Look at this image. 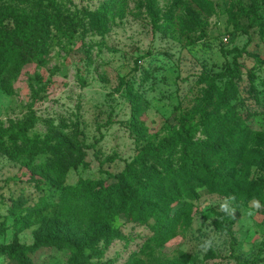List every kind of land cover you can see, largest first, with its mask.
Returning <instances> with one entry per match:
<instances>
[{"label":"rangeland","instance_id":"374dc122","mask_svg":"<svg viewBox=\"0 0 264 264\" xmlns=\"http://www.w3.org/2000/svg\"><path fill=\"white\" fill-rule=\"evenodd\" d=\"M248 6L249 0H0V42L11 38L13 52L0 73V130L22 129L30 141H0V264H21V254L26 264H264V146L249 141L233 178L251 198L197 190L162 246L150 238L147 214L160 204L143 195L136 201L145 212L126 204L112 221L84 222L38 206L82 181L95 197L115 185V176L125 179L127 167L140 180L164 175L148 150L175 134L207 145L211 128L219 144L227 121L248 124L251 136L264 140V36L242 33ZM11 12L28 16L29 27L20 28ZM32 33L37 52L24 60L21 41ZM235 63L241 75L230 93L219 97L228 78L206 95L209 82L200 77ZM133 108L141 130L131 125ZM181 149L164 157L174 172ZM111 156L116 160L107 162ZM170 207L174 213L180 204ZM115 231L119 237L101 240Z\"/></svg>","mask_w":264,"mask_h":264},{"label":"trees","instance_id":"16d2710c","mask_svg":"<svg viewBox=\"0 0 264 264\" xmlns=\"http://www.w3.org/2000/svg\"><path fill=\"white\" fill-rule=\"evenodd\" d=\"M263 12L264 0H249V6L246 10L247 24L242 29L244 35H248L251 30H257L258 34L264 36ZM9 16L20 28L29 27L31 24L26 15H15L14 12H11ZM10 42L11 38L0 42V51L4 55V60L0 61V73L13 57V52L8 49V43ZM21 45V57L24 60H28L36 54L37 43L33 33L21 41ZM240 75V67L235 63L233 70L218 73L212 77H200V81L203 83L209 82L208 92L206 93L208 95L211 93L215 82L229 78L227 88L219 94V97H222L230 93L233 80L239 79ZM134 108L131 115V125L135 129L141 130L142 126ZM218 120L220 119H215V121ZM212 124H214V120ZM220 130H222L225 138L219 144H214V130L209 128L207 132L210 144L207 145H201L199 142L181 141L177 134L161 139L157 145H151L148 154L158 163L160 168L166 171L164 175L140 180L138 174L127 167L125 179H118L119 177L115 176L117 178L115 185L106 186V189H102L95 197H91L84 192L83 189L88 184L82 181L77 186L64 188L61 194L40 202L38 206L43 210L48 208L65 209L84 222L87 221L86 216H90L93 221H112L114 212L120 207L127 206L126 204H129L136 214L145 212L143 203L136 201V197L143 195L148 198V203L153 201L160 204L157 207L155 205L149 207L147 214L153 219V224L149 227L150 238L154 239L159 246H162L173 237L174 230L183 216L191 210L192 202L196 199L197 190L205 189L213 194L224 190L228 193L233 192L231 196L239 200H249L251 198L252 194L250 193L240 194L233 176L236 166L243 162L242 159L245 157L243 152L247 142L264 146V140L251 136L250 126L244 123L233 126L224 121L220 126ZM3 138H8L12 142L20 140L26 144L30 143L22 129L19 128L16 132L13 130H0V141ZM226 139H229V143H226ZM178 145H182L181 164L179 169L174 172L169 168L164 157ZM115 160L116 158L113 156L106 159L110 163ZM215 164L216 167H214ZM225 168L227 173L222 172ZM262 187L263 181L259 179L255 190L253 189L252 192L258 193L256 189H262ZM113 189L117 193L113 194L111 192ZM174 201L178 202L180 207L174 213H171L170 206ZM116 202H119L118 206ZM119 236L116 231L105 233L102 235L101 240H104L107 244L109 243L108 237L117 238ZM20 256V263L26 264L23 254Z\"/></svg>","mask_w":264,"mask_h":264}]
</instances>
